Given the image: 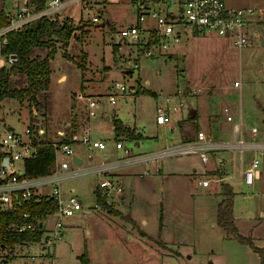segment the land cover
Listing matches in <instances>:
<instances>
[{
  "label": "rangeland",
  "instance_id": "1",
  "mask_svg": "<svg viewBox=\"0 0 264 264\" xmlns=\"http://www.w3.org/2000/svg\"><path fill=\"white\" fill-rule=\"evenodd\" d=\"M20 2L22 5V0ZM227 3L236 8L264 7V0H227ZM4 8L6 0H0V16L19 9ZM82 14L87 18L99 14L103 20L99 23L87 21L85 24L80 21L79 30L73 31L68 41L58 43L59 48L50 60V98L44 110L51 116L48 123L51 137L56 135V129L64 128L66 119L73 123L75 118V128H81V134L87 133L90 125L92 136L104 140L106 147L99 149L83 142L74 144V151L82 161L75 163L70 156L66 157L68 171L73 175L60 182V198L66 202L73 195L82 209L62 218V238L54 245L46 246L45 240L49 235L44 232L38 241H30L39 243L47 256L26 259L27 264H51L53 253L58 264H83V258L89 264H261L259 253L237 237L228 236L218 224L216 214L218 201L223 196L221 183L230 182L228 184L235 192L233 216L239 233L252 237L254 243L264 249V216L261 215L264 213V156L260 177L255 179L254 184H245L237 166L235 170L229 161L232 153L221 152L219 155L227 160L230 176L221 183L212 179L209 187L199 184L197 179L220 172H208L213 164L205 166L197 154L165 157L156 162L139 164L137 167L141 172H145L143 167L150 171L126 179L124 183L133 195L126 198L127 205L123 209L130 207L140 228L151 234L153 237L147 236L153 240L142 238L127 221L130 213H124L117 206L121 200L117 195L124 193L119 180L117 184L122 191L101 193L112 210L97 205L96 191H102L98 184L109 176L111 170L106 174L95 171L119 161L127 154L125 147L129 149V154L141 156L157 153L180 141L193 140L200 132L228 140L232 137V121L226 119L224 108L227 107L228 113H240L241 117L237 116V119L243 122L245 137L250 136L249 129L255 126L263 138L264 13L258 21L251 22L250 43L243 48L233 44L230 37H221L210 31L205 34L190 31L182 34L168 57H141L132 73L129 72L133 68L131 63L125 60L128 48L123 44L122 47L114 44L120 29L136 18L128 0H108ZM54 15L73 23L81 18L77 4L68 5ZM36 50L43 56L47 52L46 49ZM64 52L69 55L67 58L63 56ZM76 63L82 64L83 69ZM60 73H65L67 79L59 81ZM235 80L239 81V86L234 85ZM82 82L85 89L89 88L93 93L82 90ZM118 82H124L128 89L122 93L117 91L113 86ZM78 92L95 95L98 101L96 115L90 120L83 107L84 101L76 97ZM111 93L115 95V103L108 100ZM164 96L172 99L171 106L181 103L182 107L171 109L168 112L170 121L161 124L156 120V107ZM0 103L3 130L13 127L17 132L24 131L30 122L29 103L9 97L3 98ZM74 103H78L80 108L76 111L78 116L71 114ZM192 110H196V117H190ZM215 117L218 119L215 120ZM116 119L124 125L127 123L126 131L118 137L113 129ZM138 135L141 137L136 139ZM117 140L123 141L122 149L116 148ZM137 141L139 144H136ZM243 155L248 159L254 153L246 151ZM250 159L244 162V167ZM23 163L19 159L16 167L22 168ZM223 172L227 173V170ZM116 175L120 174H112L115 179ZM50 190L45 188L43 191ZM116 212L119 214L116 215ZM160 214L164 223L161 231ZM56 219L57 215H50L45 221L51 230ZM157 238L176 241L175 247H179L184 256L161 257ZM32 249L36 251L39 245L34 244ZM167 249L177 254V251ZM21 250L22 245L18 243L0 249V264H13Z\"/></svg>",
  "mask_w": 264,
  "mask_h": 264
},
{
  "label": "built area",
  "instance_id": "2",
  "mask_svg": "<svg viewBox=\"0 0 264 264\" xmlns=\"http://www.w3.org/2000/svg\"><path fill=\"white\" fill-rule=\"evenodd\" d=\"M106 1L108 0H47L42 10H36L32 0H22L21 7L15 13L7 14L6 23L0 26V66H9L17 60V55H5L1 51L7 41V32L21 31L32 20L43 15L53 16L57 11L71 4H77L81 14L79 22H74L75 29L73 31H76L79 30L80 21H83L84 24L87 21L102 22L103 19L99 14L87 18L82 13L92 10L96 5ZM128 2L136 13V18L131 24L120 29L118 40L114 44L121 45V47L124 45L128 48L125 60L131 63L132 71L135 67H138V61L141 57L150 59H156L159 56L168 57L172 54L173 45L181 40L182 34L190 31L194 34H205L210 31L221 37H230L233 44L243 48L250 43L249 30L251 22L258 21L264 13V7L260 5L236 8L228 5L227 0H128ZM239 84L238 80L234 82L235 86ZM113 87L120 93L128 89L124 82H118ZM132 91L136 92L135 89H132ZM76 97L84 101L86 115L90 120L91 117L96 115L95 108L98 101L95 100V95H83L78 92ZM108 100L115 103V95L109 94ZM171 101L172 99L169 96H164L162 102L159 105L157 104V123H168L170 121L168 112L171 109L175 110L182 107L181 103L171 106ZM224 112L227 114L226 119L232 121V137L228 140L216 139L212 135L209 136L204 132H200L197 138L193 140L180 141L158 150L157 153L141 156L129 154V149L125 147L124 151L127 154L124 157L107 168L98 169L95 172L106 174L109 169L124 168V166L141 161H158L165 157L197 154L205 166L212 163L213 170H219L218 172L221 173L226 169L229 174L226 167L227 160L219 154L230 151L232 154L229 161L233 168L236 170L237 166L240 177L245 184H254L253 182L258 177L261 160L264 156V137L259 136L260 131L255 126L249 129L250 136L245 137L246 131L243 130L241 119H237L228 113L227 108L224 109ZM30 113V122L26 125L24 131L1 129L3 132L0 136V210L16 209L20 201L29 200L31 197H36V201L42 197H47L52 203L56 204L55 210L52 213L38 216L24 212L23 215L30 219L21 222L17 229L20 232L26 230L32 232L43 231V223H45L47 217L57 215L55 227L50 231L49 238L45 240L46 246H50L54 245L56 240L62 238L61 229L64 226L62 218L73 215L74 212L82 209L75 196L72 195L66 202H63L60 198L59 182L73 175V172L68 171L69 162L66 157L70 156L73 160L74 155H76L73 146L78 142L99 149H104L106 144L104 140L91 136L89 129L85 134L70 132L71 120L65 122L63 129H56V138L51 139L48 137L50 136L48 123L51 119L45 111L37 105H33L30 107ZM45 138L52 140L54 154H56L53 170L50 174L37 176L36 178L24 176V163L23 167L18 169L16 162L19 159L24 162L27 158L36 157L38 141ZM115 145L116 148L122 149L124 144L123 141L117 140ZM246 151H253L254 155L249 157L251 159L244 167V162L249 159L244 158L243 154ZM60 156L62 157L60 158ZM5 157L8 158L9 166L3 163ZM217 174H213V177L215 176L217 180H221L222 176ZM209 176H200L198 183L207 186L210 180ZM98 187L102 189L100 194H107L112 190L122 191V187L117 184L115 177L110 174L99 182ZM45 188L51 190L43 191ZM50 258L52 259L51 264H58L54 253Z\"/></svg>",
  "mask_w": 264,
  "mask_h": 264
},
{
  "label": "trees",
  "instance_id": "3",
  "mask_svg": "<svg viewBox=\"0 0 264 264\" xmlns=\"http://www.w3.org/2000/svg\"><path fill=\"white\" fill-rule=\"evenodd\" d=\"M32 2L36 10H42L47 0H32ZM7 18V16H0V26L6 23ZM74 29L75 24L72 21L68 22V19L61 20L55 15L50 17L43 15L32 20L21 31L7 32V41L1 51L5 55H17V60L9 66H0V101L9 97L20 101L26 100L30 107L37 105L43 110L46 109L50 98V60L59 48L58 43L68 41ZM36 48L46 49L47 52L43 56L37 53ZM63 56L67 58L69 55L64 52ZM76 64L83 69L82 64ZM145 91L150 92L146 89ZM152 94L154 93L152 92ZM194 115V117L197 116L196 113ZM124 131H126L124 123L116 119L114 122L116 137ZM131 136L133 137V135ZM140 137L138 135L136 139ZM55 158L56 154H54L52 140L49 138L41 139L37 144L36 157L27 158L24 161V176L36 178L37 176L50 174L54 168ZM222 184L224 198L218 205V224L224 228L228 236H235L241 242L250 245L255 252L259 253L261 264H264V249L257 246L252 237H245L238 231L233 216V196L235 192L232 185ZM96 200L97 205H101L106 210H112L111 207L106 205L105 198L101 196L98 190L96 191ZM55 208L56 204L52 203L47 197H42L38 201H36V197H31L29 200L20 201L16 209L0 210V249L4 250V248L21 241H38L42 230H39V232L18 231L17 227L21 222L30 219L25 217L23 213L28 212L34 216L45 215L52 213ZM118 214L116 212V215ZM127 221L136 224L130 216H128ZM158 221L159 230L161 231L163 225L162 214H160ZM140 234L142 236L147 235L146 233ZM157 239L156 241L160 247H166L162 238ZM83 264H89L85 258H83Z\"/></svg>",
  "mask_w": 264,
  "mask_h": 264
},
{
  "label": "crops",
  "instance_id": "4",
  "mask_svg": "<svg viewBox=\"0 0 264 264\" xmlns=\"http://www.w3.org/2000/svg\"><path fill=\"white\" fill-rule=\"evenodd\" d=\"M9 0H6V8H4V9H6V10H14L15 11V9H18V8H20V6H21V2H20V0H11V2H8ZM19 3H20V6H19ZM83 71V70H82ZM130 73H132L133 71L132 70H130L129 71ZM84 73V72H83ZM51 79H52V69H51ZM59 81H64L65 79H67V76H66V74L65 73H60L59 75H58V78H57ZM83 81H84V78H83ZM236 81V80H235ZM234 81V82H235ZM50 83H51V81H50ZM83 83V82H82ZM240 85V84H239ZM238 85V86H239ZM83 88H82V90H84L85 92L87 91L88 93H93L92 91H90V89L89 88H87V89H85V83H83ZM50 87H51V85H50ZM49 95H50V89H49ZM1 104V103H0ZM85 106V103L83 104V107ZM79 106H78V103H74L73 104V108H72V110H71V114L73 113V115L74 116H78V113H76V111L78 112V109H80V108H78ZM225 109V108H224ZM227 109H228V107H227ZM239 111V110H238ZM195 113H196V110H195ZM235 113V112H234ZM230 113V114H232L235 118H237V116H239V117H241V115H239L238 113ZM48 117H49V119H51V116H50V114L48 115ZM106 117L108 118V115H106ZM218 118L217 117H215V120H217ZM69 121V119H66V121L65 122H68ZM75 123H77V121H76V119L74 118L73 119V127H72V129H71V131L70 132H75V133H79V134H81L80 132H81V128L78 130V128L76 129L75 127ZM125 125H127V123H125ZM4 126H3V124H0V131H1V129L3 128ZM80 127V126H79ZM11 129V128H10ZM88 129H89V131H90V134H91V136H92V133H91V127H90V125H89V127H88ZM113 129H114V126H113ZM88 131V130H87ZM83 133V132H82ZM48 137H50L51 139H53V138H56V135H53V137H51V135L50 136H48ZM136 144H139V142L137 141L136 142ZM76 155H77V157L79 158V159H81V161H82V158L78 155V153H76ZM89 158H92V156H89ZM142 162H144V161H141V162H137V163H134V164H130V165H127V166H124V168H119V169H111L112 171H110V174L112 175V174H115V173H119L120 175H116V180H119V182L123 185V187H124V193L123 194H120V195H117V197H118V200H120L118 203L119 204H117V206L120 208V210H122L124 213L126 212H128V213H130V216H131V218L134 220V222L136 223L135 225L134 224H132L131 223V227L132 228H134V229H137V231H138V233H139V235L142 237V238H147V239H152L153 240V238H151L150 236H147V235H141L140 233H146V234H149L147 231H145V230H142L141 228H140V225H139V223L137 222V220L132 216V211H130V207L128 206H126V210H124L123 209V207H125V205H127V204H125V202H126V198L128 197V196H132L133 195V192L131 191V189H130V187H128V186H126L125 185V183L124 182H126V179H128V177H138V176H141L142 174H145V173H147L148 171H150V170H148V169H146L145 167H143V169L145 170V172H141L140 171V169L137 167L139 164H141ZM156 162V161H155ZM115 163V162H114ZM114 163H112V164H114ZM157 169H159V170H161L160 169V167H157ZM194 170H195V168H194ZM213 171V169H212V167L211 168H208V172L209 171ZM261 171L259 170V174H258V177L257 178H259L260 177V175H261ZM213 174H217V172L216 173H213ZM213 174H212V177L211 176H209L210 177V180H209V182H208V184H207V186H205V187H209V186H211L210 184H211V182H212V179H215V180H217L216 178H215V176L213 177ZM217 175H219V174H217ZM219 176H222V179L221 180H217V181H219L220 183L222 182V181H224V180H227L228 178H229V174L228 173H225V172H221L220 173V175ZM62 180H64V179H62ZM61 180V181H62ZM60 181V182H61ZM60 182H59V184H60ZM197 182H198V179H197ZM226 182H228V181H226ZM225 183V182H224ZM228 183H230V182H228ZM222 184V183H221ZM222 193H223V184H222ZM224 198V195L221 197V199L218 201V204H217V210H218V205H219V203H220V201L222 200ZM127 208H129L128 210H127ZM86 212L87 213H89L90 211L89 210H86ZM262 216H264V213L262 212V214H261ZM216 219H217V214H216ZM144 221V220H143ZM145 222V221H144ZM235 223H236V221H235ZM44 224V230L42 231V232H44V233H46V234H50V231H51V227H48L47 226V224L46 223H43ZM164 224V223H163ZM163 226V225H162ZM149 235H151V234H149ZM152 236V235H151ZM153 237V236H152ZM163 241H164V243L166 244V246L167 247H163V246H161L159 249H161V251H160V253H159V255L161 256V257H166V258H168V257H172V258H179V257H182V256H184V255H182V252L179 250V247H175L176 245L174 244V243H176V241H169V240H166L165 238L163 239ZM18 244H20V246L22 245V250H21V252H20V254L14 259V262H13V264H27V260L26 259H32L33 257H39V258H44L45 256H47L46 255V251L44 250V249H42V247L40 246V244L39 243H35V242H30V241H21V242H18ZM34 244H38L39 245V249H37L36 251H34L33 249H32V247L34 246ZM167 248H171V249H173V250H175V251H177V254H175V253H173V252H171V251H169ZM159 252V251H158Z\"/></svg>",
  "mask_w": 264,
  "mask_h": 264
},
{
  "label": "water",
  "instance_id": "5",
  "mask_svg": "<svg viewBox=\"0 0 264 264\" xmlns=\"http://www.w3.org/2000/svg\"><path fill=\"white\" fill-rule=\"evenodd\" d=\"M195 110H192L191 112H190V117L192 118V117H194L195 115ZM11 129H13V127H10ZM73 161L75 162V163H80L81 162V159H79L78 157H77V155H74V157H73ZM3 163L5 164V165H7V166H9V164H8V158L7 157H5L4 158V160H3Z\"/></svg>",
  "mask_w": 264,
  "mask_h": 264
}]
</instances>
